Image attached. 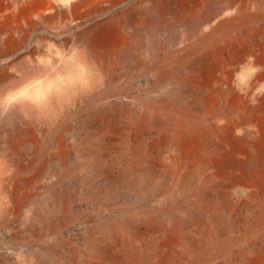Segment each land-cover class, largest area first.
<instances>
[{
  "label": "bare ground",
  "instance_id": "6f19581e",
  "mask_svg": "<svg viewBox=\"0 0 264 264\" xmlns=\"http://www.w3.org/2000/svg\"><path fill=\"white\" fill-rule=\"evenodd\" d=\"M205 1L220 6L203 22L191 18L193 0L7 1L0 15V219L14 216L16 233L31 236L68 225L83 209L97 210L80 221L77 245L58 237L21 262L264 259V0ZM168 21L206 29L161 54L153 48L166 43ZM59 26L75 29L60 36ZM38 34L65 38L67 49L47 53L61 65L18 75L41 53L32 46ZM134 47L149 50L147 73L156 85L167 78L168 88L141 104L99 105L65 133L55 131L104 79L117 52ZM106 130L118 135V146L105 148ZM50 140L57 151L45 155ZM182 142L195 145L192 166L191 156L179 152ZM156 148L177 151L182 168L172 196L165 189L153 200L151 190L138 189L137 175L166 180L174 164H157ZM206 156L218 157L219 167L205 165ZM240 187L246 196L234 203L229 192ZM9 260L0 252V264Z\"/></svg>",
  "mask_w": 264,
  "mask_h": 264
},
{
  "label": "rangeland",
  "instance_id": "374dc122",
  "mask_svg": "<svg viewBox=\"0 0 264 264\" xmlns=\"http://www.w3.org/2000/svg\"><path fill=\"white\" fill-rule=\"evenodd\" d=\"M7 1L8 0H0V15L4 14L6 11ZM193 2L198 9H196L195 13H190L191 18L200 22H203L208 16H213L219 10L220 6L212 7L205 0H193ZM184 17L187 18L186 15ZM261 26L264 27V22L260 27ZM200 28L201 30L197 29V27L189 29L182 26H175V23L168 21L167 37L168 39L174 37L173 44L171 45L172 47L168 44L167 39L165 40L166 43L158 44L153 49L159 50L160 53L162 52L161 54H165L170 50L172 51L174 47L179 48L182 45L192 43L200 37L202 30L206 29V25L200 26ZM72 29H75V27ZM72 29L69 30L64 26H59L55 32L60 36H64L66 33L68 34L70 31L72 32ZM63 40H65L64 37L62 40H59L49 34H38L33 37L32 46L39 47L41 53L36 60H28V62H26V67L19 72L18 75L23 74L30 77L35 69H38L39 72L45 74L46 72H49L53 66L59 67L61 63L55 59V54H53L54 58H51L47 53H50L51 51L55 52L58 49H67L68 47L64 46L65 44L62 42ZM147 51L149 50H146L145 47H134L129 50L122 49L117 52L116 59H113L109 71L104 75V79L95 87L89 97L82 100L81 104L72 108L68 118L61 119L55 124V131H58L60 134L65 133L66 126H74L87 110L99 105H106L117 100L129 102L131 104H141L145 102L148 94L152 91L168 88L167 78L164 79L162 83L156 85V78L152 74L147 73V70L149 69L148 59L145 58V52ZM104 136L106 139L105 148L110 149L118 146V135L116 133L106 130L104 131ZM44 148L45 155H50L57 151L56 144L53 140L45 142ZM179 152L191 156L188 160L191 166L197 162L194 144L190 142L180 143ZM176 153L177 151L173 152L171 148L163 153L160 152L159 148H156L155 150L153 149V156L158 162L157 164L162 165L168 164L170 161L174 162L170 174L168 173V179L163 180L159 174L153 176L151 179L143 177L140 173L137 175L136 182H139V184H137L138 189L151 190V199H160L165 189H168L169 198L172 196V188L176 182V177L182 168V163L175 161ZM109 158H111L110 154ZM219 160L220 159L216 156H206L204 158V164L219 167ZM37 168L38 165L36 164L26 173V176L33 174ZM246 193L247 189L240 187L230 191L229 197L235 203L243 199L246 196ZM169 208L170 205L168 206V209ZM96 211L97 210L95 209H83L81 212L71 217V222L68 225L56 229L48 227L31 236L16 233L17 220L14 216L4 217L0 219V252H3L6 257L10 259V264H28V262H21L23 256L38 248L49 247L55 238L61 237L66 242L76 244L77 237L79 238L80 234H82L80 232V221ZM253 264H264V259L261 257H255L253 259Z\"/></svg>",
  "mask_w": 264,
  "mask_h": 264
},
{
  "label": "snow or ice",
  "instance_id": "6c2138e0",
  "mask_svg": "<svg viewBox=\"0 0 264 264\" xmlns=\"http://www.w3.org/2000/svg\"><path fill=\"white\" fill-rule=\"evenodd\" d=\"M43 100H44V97L42 96L37 98V102H43Z\"/></svg>",
  "mask_w": 264,
  "mask_h": 264
}]
</instances>
